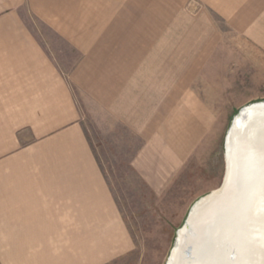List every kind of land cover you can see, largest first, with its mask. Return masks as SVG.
Segmentation results:
<instances>
[{
	"label": "crops",
	"instance_id": "0c3cea01",
	"mask_svg": "<svg viewBox=\"0 0 264 264\" xmlns=\"http://www.w3.org/2000/svg\"><path fill=\"white\" fill-rule=\"evenodd\" d=\"M124 1L0 0V264H105L133 248L77 91L142 140L130 168L152 194L199 156L212 115L187 93L186 61L219 56L188 55L187 38L157 51ZM191 1L264 50V0ZM60 52L78 63L65 70Z\"/></svg>",
	"mask_w": 264,
	"mask_h": 264
},
{
	"label": "rangeland",
	"instance_id": "374dc122",
	"mask_svg": "<svg viewBox=\"0 0 264 264\" xmlns=\"http://www.w3.org/2000/svg\"><path fill=\"white\" fill-rule=\"evenodd\" d=\"M184 1L125 0L123 3L127 5L123 18H130L127 9L132 3L138 10L141 32L154 37L159 44L157 51H163L161 43H166L168 51L179 53L181 42L187 38L188 55L213 50L219 56L213 60L186 61L189 74L198 72L185 78L191 91L187 93L202 101L212 115V124L199 156L188 161L162 194H152L130 168V159L142 140L109 117L101 121L97 104L86 99L82 92L76 93L84 105L85 130L133 239L129 252L105 264H165L175 232L190 206L222 183L226 168L224 137L233 115L247 104L264 100V50L244 37L228 34L223 21L211 12H200L198 17L196 1L188 0L186 5L189 3L191 9L185 11L186 5L180 7ZM206 25L214 26L215 33H210L213 29ZM59 62L67 70L78 59L60 52ZM96 64L98 67V61Z\"/></svg>",
	"mask_w": 264,
	"mask_h": 264
},
{
	"label": "water",
	"instance_id": "95a60500",
	"mask_svg": "<svg viewBox=\"0 0 264 264\" xmlns=\"http://www.w3.org/2000/svg\"><path fill=\"white\" fill-rule=\"evenodd\" d=\"M221 185L197 199L165 264H264V100L233 115Z\"/></svg>",
	"mask_w": 264,
	"mask_h": 264
}]
</instances>
